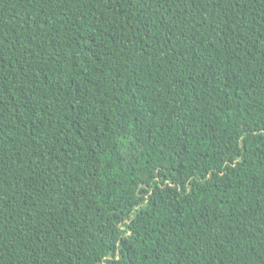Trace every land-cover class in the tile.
Returning <instances> with one entry per match:
<instances>
[{"label":"trees","instance_id":"obj_1","mask_svg":"<svg viewBox=\"0 0 264 264\" xmlns=\"http://www.w3.org/2000/svg\"><path fill=\"white\" fill-rule=\"evenodd\" d=\"M0 264H264V0H0Z\"/></svg>","mask_w":264,"mask_h":264}]
</instances>
